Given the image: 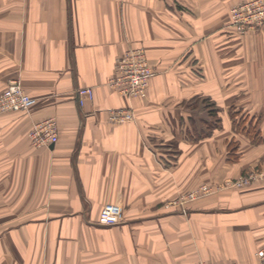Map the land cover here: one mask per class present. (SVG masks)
<instances>
[{
  "label": "crops",
  "instance_id": "crops-1",
  "mask_svg": "<svg viewBox=\"0 0 264 264\" xmlns=\"http://www.w3.org/2000/svg\"><path fill=\"white\" fill-rule=\"evenodd\" d=\"M241 1L0 0V93L18 80L36 99L0 112V264L256 263L264 183L195 201L189 215L166 206L264 162V143L238 135L232 118L264 111V25L243 37L227 27ZM133 45L156 70L143 97L108 83ZM80 87L94 89L83 104ZM196 96L223 116L211 136L183 133V103ZM118 107L134 119L112 122ZM47 118L58 141L37 145L31 130ZM225 131L254 154L227 162ZM107 204L121 208L118 223L100 221Z\"/></svg>",
  "mask_w": 264,
  "mask_h": 264
},
{
  "label": "rangeland",
  "instance_id": "rangeland-1",
  "mask_svg": "<svg viewBox=\"0 0 264 264\" xmlns=\"http://www.w3.org/2000/svg\"><path fill=\"white\" fill-rule=\"evenodd\" d=\"M245 1L247 0L238 2L231 7L230 20L227 24V27L231 28L233 30V34L238 37H243L255 33L259 31L264 25V21H263L259 24H254L249 26L248 27L249 29L246 32H241L240 30H238L237 24L232 22V8ZM152 70L153 73L149 78L150 79L149 82L151 81V78L156 72L153 66H152ZM9 85L10 83L7 85V87H9ZM255 85L256 84H253V86ZM260 85L264 86V84H258L256 86L259 87ZM255 100L257 99H255V97H252L251 101L254 102ZM211 103L212 102L210 99H207L203 96H196L193 99H190L189 102H185V104L183 103V106H186L188 109H190L189 114H187L188 120L186 119L183 120L187 126L186 131H183V133H187L188 137L200 138L203 136L206 137V135L211 136L213 132L215 133V130L217 128L216 126H220V128L218 129H222L223 116L221 114L218 115L216 113L213 114L210 113L211 110H214L213 108L216 107L215 104L213 105ZM244 110L240 108L241 112H237L236 114L232 115L234 127L237 133L239 132L245 137H250L252 142L255 144H258L257 142L260 141L264 143V131L261 129L260 132H258L257 130L259 129V126H261L260 124L264 123L263 109L259 110L256 108H252L250 110L249 109L247 110L244 109ZM252 122L253 125L257 124L256 125L257 129L255 128L249 129L251 126L250 124H252ZM236 126L237 128L240 129L238 130ZM222 134L223 135H220L219 137L221 141L219 149L221 150L222 155H224V157H227L226 159L227 162L231 164H238L241 159V154H249L250 151L251 152L253 151L254 147L252 146L249 145L241 146L242 140L238 139L239 136L232 135L229 137L226 131L223 132ZM256 148L258 149L259 147ZM253 154L254 152H252L250 155ZM254 164L255 163H253V166L251 168L244 169L243 167L241 170L240 169L236 170L237 173H235L234 175L231 174V176H228L223 180H207L196 187L186 190L185 192L179 194L177 197H174L173 199L167 201L166 204L167 209L168 210L173 209L174 211L177 210L186 215H189L190 205L195 201L202 200L218 194L223 195L231 191L243 192L258 187L259 184L264 183V162L261 161V163L259 162L257 165ZM263 252H264V245L258 247L255 250L254 252V256L256 259L255 264H264ZM231 263L240 264L238 261H235L233 259L227 261L226 263L206 261L202 259L198 262V264H231Z\"/></svg>",
  "mask_w": 264,
  "mask_h": 264
},
{
  "label": "built area",
  "instance_id": "built-area-1",
  "mask_svg": "<svg viewBox=\"0 0 264 264\" xmlns=\"http://www.w3.org/2000/svg\"><path fill=\"white\" fill-rule=\"evenodd\" d=\"M263 21L264 0H247L232 8V22L237 24L241 32H246L249 26ZM152 73L145 46L133 45L117 58L114 74L108 83L124 96H145ZM77 94L80 103L83 104L87 99L94 97V89L93 87H80L77 89ZM35 101L36 99L24 89L21 82L14 80L0 93V112L29 111ZM109 118L112 122H127L134 119V112L131 108H112ZM31 137L37 145L57 142L59 136L55 121L47 118L37 122L31 130ZM121 215L122 211L118 205L107 204L102 209L100 221L115 224L119 222Z\"/></svg>",
  "mask_w": 264,
  "mask_h": 264
},
{
  "label": "trees",
  "instance_id": "trees-1",
  "mask_svg": "<svg viewBox=\"0 0 264 264\" xmlns=\"http://www.w3.org/2000/svg\"><path fill=\"white\" fill-rule=\"evenodd\" d=\"M211 104H213V103H211ZM216 111H217V110H216V109H214V110H211V112H210V113H211V114H213V113H216ZM233 115H234V114H233ZM233 117H234V116H233ZM250 125H251V126H250V128H249V129H253V128L257 129V128H256V125H257V124H254V125H253V122H252V124H250ZM236 128H237V126H236ZM237 129L239 130L240 128H237ZM243 129H246V128H243ZM249 129H247V130H249ZM257 130H258V132H260V130H259V129H257ZM244 132H245V131H244ZM246 133H247V132H246Z\"/></svg>",
  "mask_w": 264,
  "mask_h": 264
}]
</instances>
